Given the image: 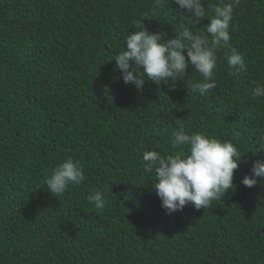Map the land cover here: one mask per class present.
I'll return each instance as SVG.
<instances>
[{
    "label": "trees",
    "instance_id": "trees-1",
    "mask_svg": "<svg viewBox=\"0 0 264 264\" xmlns=\"http://www.w3.org/2000/svg\"><path fill=\"white\" fill-rule=\"evenodd\" d=\"M218 2L204 0L209 16ZM183 13L174 0H0V264H264V181L241 183L264 160V97L251 96L264 84V0L234 8L230 45L247 70L231 75L222 49L206 96L191 91L193 68L170 91L138 90L115 67L137 22L173 38ZM180 128L230 140L242 162L222 200L169 215L142 155L174 154ZM69 156L86 179L56 197L45 181ZM102 189L97 210L87 196Z\"/></svg>",
    "mask_w": 264,
    "mask_h": 264
},
{
    "label": "clouds",
    "instance_id": "clouds-1",
    "mask_svg": "<svg viewBox=\"0 0 264 264\" xmlns=\"http://www.w3.org/2000/svg\"><path fill=\"white\" fill-rule=\"evenodd\" d=\"M155 2L157 6L162 4V0ZM174 2L184 10L188 20L180 25L173 38H167L166 32L148 30L142 21L136 24L139 30L126 36L125 49L114 58L125 84L132 83L139 90L148 80L157 85L163 83L171 91L175 90L177 81L185 77L186 69L193 68L202 79L191 85V91L206 96L217 87L214 74L222 49H229L224 59L232 70L231 75L247 70L244 56L230 45L234 8L240 0H219L210 6L211 16L204 0ZM145 17L149 16L145 14ZM205 17L210 20L205 31H194ZM251 96L253 99L264 97V84L256 85ZM171 144L177 149L174 154L148 150L142 155L143 172L154 174L152 187L166 214L183 211L186 205L196 210L208 208L233 189L234 171L242 162V152L233 142L180 128L173 131ZM260 150H264V143L256 152ZM250 171L251 175L241 179L248 188L255 186L258 178L264 181V160L254 161ZM85 179L83 164L69 156L52 170L45 184L51 194L59 197L70 185L78 186ZM106 190H93L87 196L97 210L106 206Z\"/></svg>",
    "mask_w": 264,
    "mask_h": 264
}]
</instances>
